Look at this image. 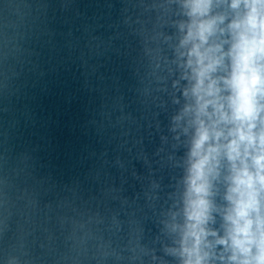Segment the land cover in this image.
Listing matches in <instances>:
<instances>
[{"label":"water","instance_id":"water-1","mask_svg":"<svg viewBox=\"0 0 264 264\" xmlns=\"http://www.w3.org/2000/svg\"><path fill=\"white\" fill-rule=\"evenodd\" d=\"M182 3L0 0V264H181Z\"/></svg>","mask_w":264,"mask_h":264},{"label":"clouds","instance_id":"clouds-1","mask_svg":"<svg viewBox=\"0 0 264 264\" xmlns=\"http://www.w3.org/2000/svg\"><path fill=\"white\" fill-rule=\"evenodd\" d=\"M181 8L172 88L184 103L171 131L186 148L182 221L163 252L181 264H264V0H183Z\"/></svg>","mask_w":264,"mask_h":264}]
</instances>
